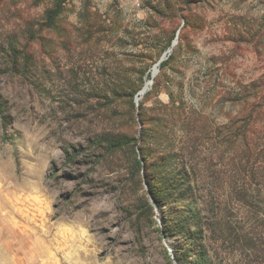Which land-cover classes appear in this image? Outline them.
Segmentation results:
<instances>
[{
  "label": "rangeland",
  "instance_id": "1",
  "mask_svg": "<svg viewBox=\"0 0 264 264\" xmlns=\"http://www.w3.org/2000/svg\"><path fill=\"white\" fill-rule=\"evenodd\" d=\"M188 2L167 16L165 0H0V66L14 34L58 3L66 34L51 56L36 48L34 77L0 74V264H264V117L226 128L264 76V0ZM87 12L102 33L79 28ZM122 68L133 96L107 90ZM170 94L186 112L161 132L188 172L178 179L160 174L157 132L139 117ZM114 130L137 143L97 141Z\"/></svg>",
  "mask_w": 264,
  "mask_h": 264
},
{
  "label": "trees",
  "instance_id": "2",
  "mask_svg": "<svg viewBox=\"0 0 264 264\" xmlns=\"http://www.w3.org/2000/svg\"><path fill=\"white\" fill-rule=\"evenodd\" d=\"M170 2V3H169ZM188 0H175L173 3L171 1L166 2L167 4L166 8L169 9V13L166 14L167 16L172 15L175 16L179 12L180 5L177 6V4L185 5L187 4ZM191 8L188 9L190 11ZM60 4H56L52 8H48L46 10V13L44 16L40 19H37L36 21H27L25 24V27L20 30L19 32H16L14 34L15 36L10 40V42L7 44L6 53L8 52L10 54L11 58V66L9 68H6L5 66H0V74L5 73L7 69L9 71L14 72L19 75H23L24 77H34L37 74V68L39 65V60L36 56L37 47H40V53L44 55L51 56L53 49L55 50L58 46V44H64L66 39V34L64 33L65 28L62 27L58 21V15L60 13ZM157 11V10H156ZM159 15L162 14L161 10L157 11ZM172 12V14H171ZM186 19V18H185ZM189 20L188 18L186 19ZM187 23V22H186ZM81 30L86 31L87 34H94L98 32H103L104 29L101 28V18L96 13L87 12V14H83V21L82 24L79 27ZM54 33V34H51ZM57 35L58 39L54 40L53 35ZM89 39V38H88ZM177 39V38H176ZM100 41V38L98 39V43ZM174 59V55L171 54L169 56V59L161 63V68L166 66L168 62ZM132 68H122L115 72L114 77L115 80L110 84L107 85V90H110L113 95H117V90L120 87H125L128 91V94L130 96L134 95V92L138 89V84L135 82V80L132 79ZM151 75H148L150 78ZM264 76L259 79V81L255 82L254 84L249 87L248 94H245L244 98L252 97V102L249 105H252L251 108L248 109V114H242L239 118H235L232 120V122L228 125H226V128L230 129L232 132L239 133L241 126L244 128L246 124L248 123L249 119L248 117L254 116L255 117H264ZM262 83V84H261ZM158 80L155 78V81L153 85H157ZM94 90L99 93L96 94ZM90 95L94 97H102L99 95H102L105 91L102 87L95 88ZM179 99V96H174L173 94H170V101L171 105L167 104L163 108H160L157 115H151L150 117L143 115L139 112V117L141 121H145V123L148 124L147 132H157V136L147 135V138H151V141L153 143V148L149 150L150 153L160 155V158L162 160V173L161 175H164V177H169V174L173 175L176 179L183 178V176L187 177L188 172L185 169V167H181L180 170L177 169L178 163L177 158L175 156V153L171 150L170 145L166 144L164 145V139L167 138V136L162 138L161 132H168V122L171 121H180L182 117L186 114L184 107L181 105L182 102L179 101L178 105L176 104L177 100ZM246 107L243 105V109ZM239 121L242 122V125L239 127H236V124ZM232 124L234 126H232ZM236 127V129H235ZM233 129V130H232ZM235 130V131H234ZM107 133L101 134L97 141L100 143H106L108 148L110 150H116V149H124L129 146H133L137 143L138 138H136L134 135H132L128 131H120V130H114V131H105ZM112 132V133H109ZM242 134V140L243 143H245V146H249V141L247 140V133L241 132ZM148 153V150H147ZM170 185L172 187L174 185H179L177 180L170 179ZM184 223V222H183ZM168 231L176 232L179 231L175 228L177 226H173L171 222L165 223ZM185 224H183L184 226Z\"/></svg>",
  "mask_w": 264,
  "mask_h": 264
},
{
  "label": "water",
  "instance_id": "3",
  "mask_svg": "<svg viewBox=\"0 0 264 264\" xmlns=\"http://www.w3.org/2000/svg\"><path fill=\"white\" fill-rule=\"evenodd\" d=\"M177 42V39H175L174 41H173V43H172V46L168 49V50H166L165 52H164V54L162 55V57L158 60V62L155 64V66L156 65H158L159 66V64L161 63V61L162 60H164L166 57H167V55L170 53V51L172 50V47H173V45L175 44ZM158 70H159V67L157 68V72H158ZM155 76V74L152 72V74H151V79H150V81L149 82H146L145 83V85L143 86V88L145 87V88H148V84H152L153 83V77ZM147 90V89H146ZM141 97V96H140ZM139 92L136 94V102H138V100H139Z\"/></svg>",
  "mask_w": 264,
  "mask_h": 264
},
{
  "label": "bare ground",
  "instance_id": "4",
  "mask_svg": "<svg viewBox=\"0 0 264 264\" xmlns=\"http://www.w3.org/2000/svg\"><path fill=\"white\" fill-rule=\"evenodd\" d=\"M157 68H158V65H156V66L154 67V70H153V73H154V74L157 73ZM149 81H150V80H149ZM149 81H148V82H149ZM148 85H149V84H148ZM148 85H147V86H148ZM146 89H147V88L144 87V88L139 92V97L142 96V95L144 94V92L146 91ZM139 99H140V98H139Z\"/></svg>",
  "mask_w": 264,
  "mask_h": 264
}]
</instances>
